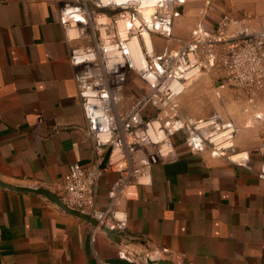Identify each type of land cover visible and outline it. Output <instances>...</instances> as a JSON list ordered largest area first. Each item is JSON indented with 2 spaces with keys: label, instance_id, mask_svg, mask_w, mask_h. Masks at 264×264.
Masks as SVG:
<instances>
[{
  "label": "crops",
  "instance_id": "crops-1",
  "mask_svg": "<svg viewBox=\"0 0 264 264\" xmlns=\"http://www.w3.org/2000/svg\"><path fill=\"white\" fill-rule=\"evenodd\" d=\"M64 1L0 0V179L16 185L58 190L71 164L101 167L73 80L69 50L81 40L63 28ZM224 13L250 14L264 30V0H186L173 35L185 39L200 24L212 28ZM153 43L163 46L156 52L178 45L156 36ZM142 83L127 75L120 108L130 106ZM176 107L188 118L207 117L184 114L178 99ZM239 131L233 149L249 155L248 167L190 151L175 134L174 160L152 165L150 183L117 204L127 219L117 231L124 241L179 264H264V179L257 175L264 136ZM116 176L101 172L91 210L107 208ZM0 264L141 263L44 196L0 187Z\"/></svg>",
  "mask_w": 264,
  "mask_h": 264
},
{
  "label": "built area",
  "instance_id": "built-area-1",
  "mask_svg": "<svg viewBox=\"0 0 264 264\" xmlns=\"http://www.w3.org/2000/svg\"><path fill=\"white\" fill-rule=\"evenodd\" d=\"M186 0H66L59 16L68 38L81 40L70 48L69 62L86 123L102 167L85 169L77 163L63 177L62 201L91 212L113 231L126 227V214L117 208L133 198L138 185L150 183L151 166L176 156L173 136L193 152L207 151L248 167L249 155L233 158L237 127L218 113L192 119L177 113L176 101L185 82L203 69L223 73L234 92L253 102L264 92V30L251 23L250 14H221L212 28L202 24L185 39L173 35L177 8ZM75 28L76 35L69 31ZM177 40L175 49L148 48L143 35ZM137 37L143 62L133 61L129 42ZM152 44H153V40ZM153 46V45H152ZM136 74L142 92L130 106L120 108L127 75ZM262 119L261 115H255ZM116 173L108 189L109 205L93 208L95 185L102 171ZM258 177L264 179V158Z\"/></svg>",
  "mask_w": 264,
  "mask_h": 264
},
{
  "label": "rangeland",
  "instance_id": "rangeland-1",
  "mask_svg": "<svg viewBox=\"0 0 264 264\" xmlns=\"http://www.w3.org/2000/svg\"><path fill=\"white\" fill-rule=\"evenodd\" d=\"M151 40L153 39L151 38ZM174 46L175 44L168 45L169 48ZM161 48L156 49L153 43L154 51H159ZM221 82H223V86L218 88ZM177 99L179 108L184 114L208 116L218 113L224 119L231 120L239 128V132L246 129L254 134L258 130L260 135L264 136V92L249 103L242 94L234 92L221 71L203 69L185 82V89ZM257 114H260L262 119L256 118ZM176 135H180L182 138L181 132ZM151 255L153 257L160 256L159 254ZM130 258L141 264H146L134 257Z\"/></svg>",
  "mask_w": 264,
  "mask_h": 264
},
{
  "label": "water",
  "instance_id": "water-1",
  "mask_svg": "<svg viewBox=\"0 0 264 264\" xmlns=\"http://www.w3.org/2000/svg\"><path fill=\"white\" fill-rule=\"evenodd\" d=\"M107 158V153H105L104 158L101 162V167L103 166L105 160ZM0 187L13 190V191H23V192H32L37 193L51 202L55 203L59 208H61L64 212L76 216L95 228L99 229L103 232L107 238L111 242H113L120 250V252L124 255L134 257L146 264H179L176 261L170 258H164L163 256L153 257L151 254H156L154 252L144 251L141 249L134 248L130 246L127 242L124 241L122 236L107 227L105 224L100 222L91 212L82 211L80 209H76L68 206L62 201V190H51L49 188L41 187V186H25V185H16L7 181H3L0 179Z\"/></svg>",
  "mask_w": 264,
  "mask_h": 264
},
{
  "label": "bare ground",
  "instance_id": "bare-ground-1",
  "mask_svg": "<svg viewBox=\"0 0 264 264\" xmlns=\"http://www.w3.org/2000/svg\"><path fill=\"white\" fill-rule=\"evenodd\" d=\"M76 29L75 28H72L70 31H69V35L70 36H75L77 33H76ZM143 39L144 41L146 42V45L148 46V48H152L153 44H152V41L149 37V35L147 34H144L143 35ZM129 48H130V51H131V55H132V58H133V61L136 65H140L142 62H143V54H142V50H141V47H140V42H139V39L137 37H134L130 40L129 42ZM246 152L244 151H241L239 153H237V155H234L233 158L236 159L237 157H244L246 156Z\"/></svg>",
  "mask_w": 264,
  "mask_h": 264
}]
</instances>
